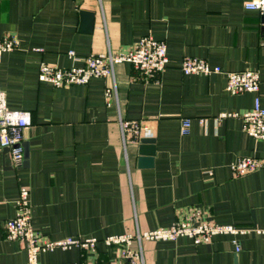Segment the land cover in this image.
<instances>
[{"label":"crops","instance_id":"crops-1","mask_svg":"<svg viewBox=\"0 0 264 264\" xmlns=\"http://www.w3.org/2000/svg\"><path fill=\"white\" fill-rule=\"evenodd\" d=\"M250 1L0 0V37L20 41L0 57V86L8 107L31 117L21 168L0 146V264H27L23 245L5 232L22 187L37 232L97 240L93 250L42 253L39 264H129L107 238L169 227L196 208L220 224L264 230V168L237 178L231 172L239 157L264 162V140L244 132L240 117L256 94L227 91V72L256 71L264 106V14L247 10ZM81 11L95 16L91 32ZM146 35L167 45V68L153 80L128 63L116 66L111 97V78L60 88L39 80L42 62L81 66L91 54L125 51ZM186 57L224 73L184 75ZM229 113L237 116L219 118ZM184 119L191 120L187 135ZM121 120L138 121L140 139H155L152 168L138 167L140 139L124 138ZM232 240L142 241L138 264H264V234L240 236L239 252Z\"/></svg>","mask_w":264,"mask_h":264},{"label":"built area","instance_id":"built-area-1","mask_svg":"<svg viewBox=\"0 0 264 264\" xmlns=\"http://www.w3.org/2000/svg\"><path fill=\"white\" fill-rule=\"evenodd\" d=\"M247 10L264 14V0H252L245 4ZM20 47L19 39L11 34L0 37V57L3 53ZM69 56L76 58L74 52ZM128 63L146 80H153L165 71L168 64L167 45L164 41L146 35L131 48L119 53L110 50L104 53L91 54L83 59L81 66L70 68L55 67L45 62L39 66V80L47 82L56 88L86 85L92 78H111L114 87L106 89V96L111 97L115 88V68L117 65ZM180 70L184 75L191 74H222L221 67H212L206 60L186 57ZM260 75L256 71L227 72V91L233 95L242 93L256 94L254 106L250 111L240 115L243 121V131L256 140H264V106L260 92ZM237 114H223L219 118L234 117ZM31 124L30 113L24 110H12L8 107L5 91L0 86V146L10 150L13 167L19 169L25 161L26 131ZM123 136L128 133L135 141L142 134V127L138 121L121 120ZM191 120L181 122V134L190 132ZM264 168V162L256 157H239L232 165L233 177H241ZM16 214L5 223V232L9 240L19 241L26 253L27 264H39L42 253L53 252L57 249L68 250L78 247L82 250H93L97 245L94 238L67 237L53 240L37 232L31 221L29 204V190L22 187L16 202ZM255 232L264 234L262 229L239 227L232 224H220L211 220L200 208L192 209L189 213L177 219L169 227H160L152 231L137 232L112 236L105 240L107 246H120L129 264L142 261V241H176L181 237H188L196 245L210 243L216 236L229 235L233 237L236 252L241 250L239 237ZM138 244L139 249L132 246Z\"/></svg>","mask_w":264,"mask_h":264},{"label":"water","instance_id":"water-1","mask_svg":"<svg viewBox=\"0 0 264 264\" xmlns=\"http://www.w3.org/2000/svg\"><path fill=\"white\" fill-rule=\"evenodd\" d=\"M82 15V28L86 32H91L94 27L95 16L91 12L81 11ZM264 21V18H263ZM26 143H24L25 146ZM138 167L139 168H152L154 165L155 156V139L154 138H142L138 147ZM28 159V151L25 149V162Z\"/></svg>","mask_w":264,"mask_h":264}]
</instances>
